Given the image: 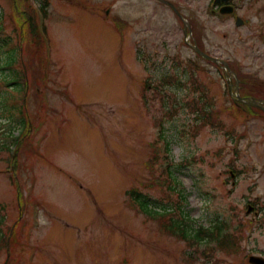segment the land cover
Here are the masks:
<instances>
[{
    "label": "rangeland",
    "instance_id": "374dc122",
    "mask_svg": "<svg viewBox=\"0 0 264 264\" xmlns=\"http://www.w3.org/2000/svg\"><path fill=\"white\" fill-rule=\"evenodd\" d=\"M169 1L190 21L187 44L183 20L159 0H49L37 19L47 33L48 82L38 79L40 100L30 87L27 107V40L21 46L18 35L21 23L29 31L28 6L0 0V264L16 220L7 264H242V252L204 254L215 244L212 229L201 248L164 230L157 205L170 207L174 221L179 208L195 228L222 221L231 231L246 200L264 198V116L231 111L224 68L191 46L264 86V0H233L235 14L214 0ZM30 47L40 69L32 34ZM200 98L217 126L191 109ZM156 176L163 179L152 186ZM131 190L150 200L149 210L132 204Z\"/></svg>",
    "mask_w": 264,
    "mask_h": 264
},
{
    "label": "flooded vegetation",
    "instance_id": "af4514ba",
    "mask_svg": "<svg viewBox=\"0 0 264 264\" xmlns=\"http://www.w3.org/2000/svg\"><path fill=\"white\" fill-rule=\"evenodd\" d=\"M180 71V67H179ZM183 69L181 70V72ZM173 77V74L170 75ZM234 91L239 92L243 97H256L261 94H264V86H261L259 89H256L253 83L246 82L244 80L239 81V84H234ZM242 111H248L244 106L236 104ZM241 107V108H240ZM254 108H251L253 110ZM264 110V107L261 108ZM252 212L248 213L247 218L242 222L243 234V244H242V253H243V264H253L250 261L251 256H259L264 258V240L262 235L264 234V205L263 204H252ZM254 225L256 227L254 228Z\"/></svg>",
    "mask_w": 264,
    "mask_h": 264
},
{
    "label": "trees",
    "instance_id": "16d2710c",
    "mask_svg": "<svg viewBox=\"0 0 264 264\" xmlns=\"http://www.w3.org/2000/svg\"><path fill=\"white\" fill-rule=\"evenodd\" d=\"M27 6H28V15L30 16V18L27 20H25L24 22L26 23V26L28 27L29 31L28 33L32 34V36L35 33V29L33 27V9L29 3V0H26ZM21 25H23V23H21ZM25 24L23 25V33L26 34L25 28H24ZM117 26L119 27V29H121V24L120 22L117 23ZM6 58H9L6 57ZM4 69H6V67H3ZM132 199L135 201H138L140 203V205L144 206L145 210H149L148 208V204H149V200L146 198L141 197L140 195H133ZM218 230L217 235H213L212 239H216L219 241V243H221V245H225L226 241L224 240L226 238V235L224 233H226V231H224L225 228V224L221 223V221L219 222H214L212 224V226L210 228H208V230L215 228ZM205 228H195L193 227L190 223H188V221H175L173 224H171L169 227H167V230L175 233L177 236L179 237H183L184 239L189 238V239H196L197 242H199V240L201 239V237H203L204 235H209L208 231L207 233H203V230ZM211 234H214L213 230H211ZM1 237V235H0Z\"/></svg>",
    "mask_w": 264,
    "mask_h": 264
},
{
    "label": "water",
    "instance_id": "95a60500",
    "mask_svg": "<svg viewBox=\"0 0 264 264\" xmlns=\"http://www.w3.org/2000/svg\"><path fill=\"white\" fill-rule=\"evenodd\" d=\"M163 1L170 3V2L167 1V0H163ZM222 1L228 2V0H215L216 3H217V2H222ZM170 4L174 7V5H173L172 3H170ZM232 11H233V7L224 6V7L221 8V12H222V13H229V12H232ZM185 23H186V30H187L188 25H189V22H188V21H185ZM237 23H238V25H240V24L243 23V20H242L241 18H238V19H237ZM195 49H196L199 53H201L202 56H204V57H206V58H210V59H213V60H215V61H221V59H219V58H217V57L210 56V55L206 54L205 52L201 51L198 47H195ZM226 66H227V64H226ZM252 262L255 263V264H264L263 260H260V259H258V258H254V259H252Z\"/></svg>",
    "mask_w": 264,
    "mask_h": 264
}]
</instances>
